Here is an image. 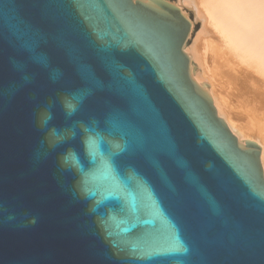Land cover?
Wrapping results in <instances>:
<instances>
[{
  "label": "water",
  "instance_id": "1",
  "mask_svg": "<svg viewBox=\"0 0 264 264\" xmlns=\"http://www.w3.org/2000/svg\"><path fill=\"white\" fill-rule=\"evenodd\" d=\"M198 14L0 0V264H264L260 147L194 79Z\"/></svg>",
  "mask_w": 264,
  "mask_h": 264
},
{
  "label": "bare ground",
  "instance_id": "2",
  "mask_svg": "<svg viewBox=\"0 0 264 264\" xmlns=\"http://www.w3.org/2000/svg\"><path fill=\"white\" fill-rule=\"evenodd\" d=\"M188 1L199 10L183 46L194 79L209 85L216 115L237 142L260 147L264 176V0Z\"/></svg>",
  "mask_w": 264,
  "mask_h": 264
},
{
  "label": "clouds",
  "instance_id": "3",
  "mask_svg": "<svg viewBox=\"0 0 264 264\" xmlns=\"http://www.w3.org/2000/svg\"><path fill=\"white\" fill-rule=\"evenodd\" d=\"M68 107H69L68 115L71 116L74 114L76 108H75V105H68ZM50 118L51 117L49 115L45 119V123H47V119H50ZM100 142L101 141L99 139H97V137H95V136H89L86 140V144H94V145H96L97 148L99 147ZM64 163L68 164L74 168L80 167V161H79L78 154H76L75 152L66 153L64 156Z\"/></svg>",
  "mask_w": 264,
  "mask_h": 264
},
{
  "label": "rangeland",
  "instance_id": "4",
  "mask_svg": "<svg viewBox=\"0 0 264 264\" xmlns=\"http://www.w3.org/2000/svg\"><path fill=\"white\" fill-rule=\"evenodd\" d=\"M200 28H201V25H200V23L197 21V22L195 23V26H194V30H193L192 38L195 37L194 35H196V32L199 31ZM197 33H198V32H197ZM190 45H191V41L188 43V46H190Z\"/></svg>",
  "mask_w": 264,
  "mask_h": 264
}]
</instances>
